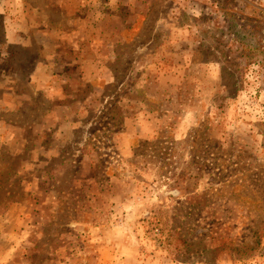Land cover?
Here are the masks:
<instances>
[{"label": "rangeland", "instance_id": "rangeland-1", "mask_svg": "<svg viewBox=\"0 0 264 264\" xmlns=\"http://www.w3.org/2000/svg\"><path fill=\"white\" fill-rule=\"evenodd\" d=\"M0 264H264V0H0Z\"/></svg>", "mask_w": 264, "mask_h": 264}, {"label": "trees", "instance_id": "trees-1", "mask_svg": "<svg viewBox=\"0 0 264 264\" xmlns=\"http://www.w3.org/2000/svg\"><path fill=\"white\" fill-rule=\"evenodd\" d=\"M192 144H193V147H195V153L193 151V154H195V156L199 157V159H201V161H197V162H194V165L197 166V169L199 172L202 171V168L205 167L204 164L205 162L202 161L203 157L205 154H207V151L204 150V147L207 146V142H206V139L202 138V137H199L198 135H195L193 136L192 138ZM144 145V143H140L139 147L137 148L136 151L140 150V148H142ZM2 156V154H1ZM220 177V175H219ZM185 178V176H184Z\"/></svg>", "mask_w": 264, "mask_h": 264}]
</instances>
